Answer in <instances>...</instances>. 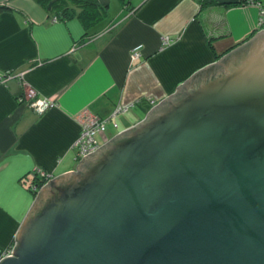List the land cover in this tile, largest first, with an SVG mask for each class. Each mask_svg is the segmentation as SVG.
<instances>
[{"label": "water", "instance_id": "1", "mask_svg": "<svg viewBox=\"0 0 264 264\" xmlns=\"http://www.w3.org/2000/svg\"><path fill=\"white\" fill-rule=\"evenodd\" d=\"M79 162L0 264H264V29Z\"/></svg>", "mask_w": 264, "mask_h": 264}, {"label": "crops", "instance_id": "2", "mask_svg": "<svg viewBox=\"0 0 264 264\" xmlns=\"http://www.w3.org/2000/svg\"><path fill=\"white\" fill-rule=\"evenodd\" d=\"M132 1L133 11L98 0L106 13L85 28L78 9L61 19L50 0H0L10 6L0 11V256L36 198L26 188L34 168L50 179L80 163L75 113L88 107L106 117L128 106L107 123L102 145L141 120L150 101L261 30L257 2ZM27 88L54 104L38 112L22 97Z\"/></svg>", "mask_w": 264, "mask_h": 264}, {"label": "built area", "instance_id": "3", "mask_svg": "<svg viewBox=\"0 0 264 264\" xmlns=\"http://www.w3.org/2000/svg\"><path fill=\"white\" fill-rule=\"evenodd\" d=\"M249 2H257L259 5V9L261 12V15H259V20L264 19L261 16L264 15V4L261 2H258L257 0H249ZM263 20L258 24H261ZM165 43L169 44V42L172 40L169 36L164 38ZM138 49V47H136ZM134 52L137 53V50ZM134 55H138V54ZM29 93L25 98L26 100H32L31 104L33 103V106L37 107L38 109H42L43 107H47L53 102L48 99H37L35 97V90L33 88L29 89ZM34 96L33 99L30 98L31 96ZM29 97V98H28ZM41 105V106H40ZM128 108L127 105L118 104L110 116L106 118V120H102L100 116L96 115L95 113H92L89 109L84 108L82 109L76 116V120L80 122L81 124V132L78 134L76 141L74 143V150L75 154L79 159H81L84 155L88 154L91 151H95L97 147L100 146L99 142V136L105 133L107 127L106 124L108 121L111 120V118L115 117L117 114L126 111ZM44 174V172L40 173ZM9 253V251L7 252ZM6 253V254H7Z\"/></svg>", "mask_w": 264, "mask_h": 264}, {"label": "trees", "instance_id": "4", "mask_svg": "<svg viewBox=\"0 0 264 264\" xmlns=\"http://www.w3.org/2000/svg\"><path fill=\"white\" fill-rule=\"evenodd\" d=\"M119 1L120 3H122L124 8H127L131 11L135 9V5H133L132 0ZM50 2L54 5L55 8H59L57 9V11L61 19L73 17L76 14L75 10H80L77 15L83 21V25L85 26V28L87 26V23H95L97 20H99L101 16L106 13L107 10V8L101 3H99L98 0H50ZM241 2L248 3L249 0H241ZM205 3H207V0L203 1V4ZM9 8L10 6L7 4V2L0 3V11ZM261 26L264 27V19L261 23ZM153 104L154 103L150 101L149 109ZM49 177L50 176L47 173L38 174L37 172H34L33 178L31 182L28 183L26 188L30 190L33 194H35L37 190L41 187V185L49 179Z\"/></svg>", "mask_w": 264, "mask_h": 264}, {"label": "rangeland", "instance_id": "5", "mask_svg": "<svg viewBox=\"0 0 264 264\" xmlns=\"http://www.w3.org/2000/svg\"><path fill=\"white\" fill-rule=\"evenodd\" d=\"M2 3H4V2H2ZM259 11V15H261V12H260V9L258 10ZM262 18H264V15L263 16H261ZM263 19H260L259 21L261 22ZM259 27L261 28V29H264L262 26H261V24H259ZM251 36H252V34H251ZM165 37H167V36H164L163 38H162V42H163V44H166L165 43V40H164V38ZM250 38V36H248V37H246V38H244L241 42H238V43H236L235 45H238V44H240V43H242V42H244V41H246L247 39H249ZM234 45V46H235ZM138 47V49L136 48V46H135V48H133V50H132V57L134 58V57H136V56H139V54H140V47L139 46H137ZM233 47V46H232ZM230 49V48H229ZM229 49L228 50H226L227 52L229 51ZM135 50H137V53L136 52H134ZM138 54V55H134V54ZM223 54V53H222ZM20 75H22V73L20 74ZM29 89L30 88H27L25 91H24V93H23V96L22 97H26L28 94L30 95V93H29ZM35 94H36V92H35ZM33 95L30 97V98H32L33 99ZM166 97V96H165ZM29 98V97H28ZM159 101V100H158ZM31 102H32V100L30 99V100H28V105L30 106V107H33L35 110H37L38 112H43V111H45L47 108H49L51 105H53V104H51V105H49V106H47V107H43L42 109H38L37 107H39V106H37V107H35V106H33V103L31 104ZM152 102H154L153 100H152ZM41 106V105H40ZM39 108H41V107H39ZM84 108H87V109H89L88 107H83L82 109H84ZM81 109V110H82ZM81 110H79L77 113H75L74 114V116H73V118L75 119V121L77 122V125H78V127H79V133L81 132V124H80V122H78L77 120H76V116H77V114L81 111ZM90 110V109H89ZM91 111V110H90ZM92 113H94L93 111H91ZM97 115V114H96ZM99 116V115H98ZM108 116H106V117H100L102 120H106V118H107ZM138 121V120H137ZM136 121V122H137ZM109 122V121H108ZM107 122V123H108ZM77 138V137H76ZM75 141H76V139H75ZM75 141H74V143H75ZM74 143H73V148H74ZM76 158L77 159H79V157H77L76 156ZM80 160V159H79ZM44 170H42L41 168H34V170L32 171V175L34 174V172H37L38 174H40V173H42ZM44 173H46V172H44ZM33 177V176H32ZM44 184V183H43ZM42 184V185H43ZM41 185V186H42ZM39 190V189H38ZM37 190V191H38ZM37 193V192H36ZM12 244H13V242H12ZM11 244V245H12ZM11 245H9V248H7L6 250H4V252L2 253V255L0 256V258L4 255V254H6L8 251L10 252V247H11Z\"/></svg>", "mask_w": 264, "mask_h": 264}]
</instances>
